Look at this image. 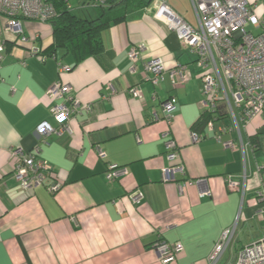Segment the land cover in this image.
<instances>
[{
    "label": "crops",
    "instance_id": "1",
    "mask_svg": "<svg viewBox=\"0 0 264 264\" xmlns=\"http://www.w3.org/2000/svg\"><path fill=\"white\" fill-rule=\"evenodd\" d=\"M142 1L147 4L126 10L123 21L101 32L98 54L78 62L54 44L50 24L23 20L29 39L23 44L0 16V264H162L154 246L163 241L183 246L178 264H208L225 231L232 234L219 264H232L241 248L264 237V113L236 127L218 102L211 129L210 117L197 128L202 139L193 142L203 115L202 70L155 18L158 3ZM246 1L264 20V0ZM166 5L196 26L190 0ZM138 45L143 51L133 64L127 53ZM32 46L38 53H31ZM156 59L166 71L183 66L182 78L172 84L165 74L152 85L143 65ZM59 65L68 71L59 73ZM56 82L71 88L76 110L67 131L42 138L40 123L58 129L52 108L61 101L47 96ZM132 88L138 98L129 94ZM171 98L167 121L162 104ZM168 139L178 147L175 161L166 159ZM36 146L52 172L24 193L13 179L17 159L11 151L28 153ZM109 166L125 173L109 182ZM165 168L174 169L164 179ZM227 177L240 182L237 190L227 188ZM188 180L195 183L180 191ZM55 182L60 186L51 193ZM206 191L210 195L201 197ZM136 193L142 199L133 203Z\"/></svg>",
    "mask_w": 264,
    "mask_h": 264
},
{
    "label": "built area",
    "instance_id": "2",
    "mask_svg": "<svg viewBox=\"0 0 264 264\" xmlns=\"http://www.w3.org/2000/svg\"><path fill=\"white\" fill-rule=\"evenodd\" d=\"M72 1L75 0H63L65 7L70 11L75 7L105 6L110 0H79L82 2L79 6H74ZM153 1L159 5L154 14L155 18L161 19L176 34L182 46L195 55V63L202 70L201 107L203 115L211 116L206 128L212 127V116L217 114L218 102L224 103L236 127L245 126L254 117L264 113V21L256 16L254 8L246 0H190L196 18V26H192L173 14L167 7L166 0ZM0 16L6 18V30L14 34L19 43L25 44L29 39L23 34L21 26L23 20L49 24L58 16V12L55 6L46 0H0ZM38 51L37 48L31 47L32 54ZM142 51L141 45L131 47L127 53L129 61L134 64ZM1 59L0 55V61ZM143 69L149 75L148 80L152 85L161 83L165 74H168L174 84L182 78L185 70L183 66L178 65L166 71L159 59L146 61ZM66 71L68 67L59 65V73ZM131 71H134V65ZM70 90L67 84L61 82H56L49 88L47 96L52 100L61 101L52 108L58 129L55 130L47 122L40 123L36 130L42 138L68 130L67 123L77 105L69 95ZM129 94L135 98L139 97L136 88L130 89ZM66 102L70 105L66 106ZM174 104L175 98L162 104L164 118L167 121H170ZM202 137L196 131L191 133L193 142H198ZM224 145L235 148L231 142ZM165 148L166 159L175 161L178 156L175 141L166 140ZM97 154L101 158L104 157L99 148ZM11 155L17 159L13 179L24 193H30L43 185L44 180L52 172L51 165L39 157L38 146L28 153L16 148L11 151ZM173 169H163V178L165 179ZM175 169L183 171L180 165ZM107 170L104 177L109 182L125 173V169L115 166H109ZM245 178L243 174L242 183ZM225 182L231 191L237 190L240 186V182L230 177H227ZM192 183L195 181H185L179 185V190ZM59 186L55 182L49 187V191L53 193ZM205 195L209 196V191L201 193V197ZM130 199L133 203H138L142 199V194L131 195ZM231 234L230 231L223 232L208 257V264L219 263ZM154 249L162 264H178L176 257L183 250V246L180 243L163 241L158 242ZM232 264H264V237L241 248Z\"/></svg>",
    "mask_w": 264,
    "mask_h": 264
},
{
    "label": "trees",
    "instance_id": "3",
    "mask_svg": "<svg viewBox=\"0 0 264 264\" xmlns=\"http://www.w3.org/2000/svg\"><path fill=\"white\" fill-rule=\"evenodd\" d=\"M46 1L51 2L58 12V16L49 23L54 44L70 53L77 62L102 50L101 32L123 21L126 10L147 4L142 0H110L105 6L94 7L93 16H87L68 10L63 0ZM210 117L201 115L193 129L198 131L197 128H201Z\"/></svg>",
    "mask_w": 264,
    "mask_h": 264
},
{
    "label": "rangeland",
    "instance_id": "4",
    "mask_svg": "<svg viewBox=\"0 0 264 264\" xmlns=\"http://www.w3.org/2000/svg\"><path fill=\"white\" fill-rule=\"evenodd\" d=\"M82 3L79 0L72 1V4L74 6H79V4ZM74 12L82 15H87V16H93L94 15V8L91 6H85V7H78V9L74 8ZM264 21V20H263ZM256 32V31H255ZM219 264V263H218ZM221 264V263H220Z\"/></svg>",
    "mask_w": 264,
    "mask_h": 264
}]
</instances>
